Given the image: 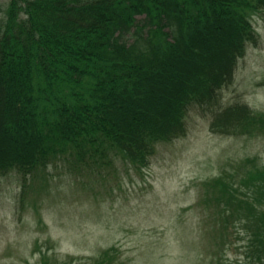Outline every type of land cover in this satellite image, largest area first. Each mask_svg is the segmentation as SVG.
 Returning a JSON list of instances; mask_svg holds the SVG:
<instances>
[{"label":"trees","instance_id":"trees-1","mask_svg":"<svg viewBox=\"0 0 264 264\" xmlns=\"http://www.w3.org/2000/svg\"><path fill=\"white\" fill-rule=\"evenodd\" d=\"M0 15V179L13 171L48 191L50 169L140 167L186 135L192 106L214 114V132L264 137V111L218 104L258 41L264 0H9ZM231 163L192 209L223 247L243 236L264 264V165ZM36 264L126 263L114 246Z\"/></svg>","mask_w":264,"mask_h":264},{"label":"rangeland","instance_id":"rangeland-1","mask_svg":"<svg viewBox=\"0 0 264 264\" xmlns=\"http://www.w3.org/2000/svg\"><path fill=\"white\" fill-rule=\"evenodd\" d=\"M8 3L0 0L3 9ZM253 25L258 41L239 60L218 104L259 113L264 111V15ZM214 121L212 112L192 106L186 135L155 147L146 164L118 161L89 175L50 169L49 182L42 180L48 191L13 171L4 175L0 264H36L44 252L96 256L114 246L126 264H252L248 240L234 236L223 247L216 233H207L215 223L192 207L200 202L201 183L231 162L252 157L264 164V137L214 132ZM217 129L233 131L231 123Z\"/></svg>","mask_w":264,"mask_h":264}]
</instances>
